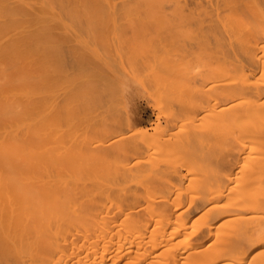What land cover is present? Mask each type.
Returning <instances> with one entry per match:
<instances>
[{
    "label": "bare ground",
    "instance_id": "bare-ground-1",
    "mask_svg": "<svg viewBox=\"0 0 264 264\" xmlns=\"http://www.w3.org/2000/svg\"><path fill=\"white\" fill-rule=\"evenodd\" d=\"M199 16L214 26L213 66L204 69L209 76L202 71L205 80L202 73L198 76L202 83L200 88L193 84L194 95L187 96L191 88L183 70L188 69L163 71L167 65L161 61L145 76L154 82L149 89L155 84V105L172 111L174 103L167 105L163 94L156 99L155 91L171 75L164 89L168 93L179 87L176 113L162 118L161 112L144 130L122 118L108 124L103 113L85 111L98 88L111 89L116 83L118 89L115 76L116 81L109 75L103 83L105 73L100 76L86 67V61L90 67L96 59L88 60L89 53L110 52V39L122 37L120 30L132 33L125 35L127 42L147 31L144 24H154L151 28L159 35L173 22L179 29L186 18V25L180 24L187 29ZM201 17L197 22L208 23ZM188 18L194 21L188 23ZM83 31L101 45L100 39L110 33L105 38L111 43L90 49L88 37L81 36L87 44L77 39L81 45L70 46L69 37ZM71 37L73 43L76 38ZM132 42L118 45L122 49L115 55L127 53V62L135 65L151 58L132 61L145 48ZM68 51L79 53L76 60L86 64L75 60L79 67L73 75L60 70L67 65L63 56ZM104 60L97 62L103 63L102 70L109 62ZM195 65L189 67L192 72ZM54 78L56 88L62 87L55 103ZM169 93L166 97L176 95ZM182 96L188 97L186 104ZM185 105L189 111L183 110ZM80 110L91 116L84 118L87 122L77 118L84 113ZM73 117L79 126L71 133L76 123L67 122ZM47 168L54 170V179ZM69 172L70 179L61 178ZM0 264H264V0H0Z\"/></svg>",
    "mask_w": 264,
    "mask_h": 264
},
{
    "label": "rangeland",
    "instance_id": "rangeland-1",
    "mask_svg": "<svg viewBox=\"0 0 264 264\" xmlns=\"http://www.w3.org/2000/svg\"><path fill=\"white\" fill-rule=\"evenodd\" d=\"M197 17V16H196ZM194 18V19H197L198 20V18L199 17H201V16H199L198 18ZM184 18V17H183ZM186 18V17H185ZM202 19H207L206 21L208 22V20H211V19H209V18H206V17H201ZM200 18V19H201ZM187 19V18H186ZM186 19H182V20H184V21H180V23H183V22H185V20ZM192 19V18H191ZM201 19V20H202ZM189 18H188V20H187V22L188 23H190L189 22ZM197 20H195V22H193V23H190L191 25H192V27H191V25H190V27L191 28H189V25H187L186 27H187V29L183 26V24L184 25H186L185 23H183V24H180L179 23V29H175V26H176V28H178V25H176V23L175 22H173V24L172 25H175V26H173L172 27V25H171V23H168L169 25H171V27L172 28H174V31H176V34L178 33V34H180V36L183 34V35H185L184 33H188V34H190V35H186V36H181V38H183V39H181L180 38V36L177 34L176 36L174 35V31H172V28L170 27V29H169V31H168V33H169V35H171V36H174L172 39H170V36H168V33H164V32H162V30L160 31V32H158V33H160L159 35L158 34H156V33H154V32H156V31H154L151 27H153L154 26V24H144L143 26L145 27V28H147V31H145V32H139L138 34H133L134 36H130V37H132V38H130V37H128V38H130L131 40H128L127 42H132V41H136V43L138 44V46L140 45V47L141 46H143V47H145L144 48V51L143 52H141L142 53V56H141V54H139V51H137L138 53H137V55L135 54L136 52H134V56H131V57H134V58H132L131 60L133 61V60H135L136 62H137V60H138V58H139V60L138 61H143L144 59H142V58H144V57H146L145 59H148V57H151L150 59H148V60H144L143 62H142V64L141 63H139V62H137L138 64L137 65H135L136 63H134V62H132V63H130L129 61L127 62V60H128V58H126L127 56H129V54H127L126 52H128L127 50H126V56H124L123 54H121V52L117 55V53H116V55H115V52H116V49L118 48V45H121V44H123V43H126V46H130V45H132V44H130V45H128L127 44V42L125 41L124 42V39L126 38V36L128 35H130V34H132L130 31H129V34L126 32V31H123V30H120L119 31V27H122V26H124L125 24H117V26H118V31L121 33V34H119L118 33V35H120V36H122V37H119V38H122L123 40H122V42L120 43V41H118V40H120L117 36V38H111V34L110 33H107L106 35L107 36H104V37H102V39H100L101 41H104V43L105 42H108V40L110 39L111 40V42H110V40H109V42L111 43V45H110V48H109V46H108V48L107 49H111L110 50V52L109 51H105V50H100V51H98L97 53H99L101 56H99V54H94L93 52L92 53H89L88 54V52H87V57H88V60H90L89 58L90 57H92V59L95 57L96 59H97V57H98V59L102 62L103 61V59H105L106 61L108 60L109 62H105V60H104V70H102V64L103 63H101L100 61V65H99V63H98V65H97V62H98V59L96 60V59H93L95 62H94V65L91 63L93 60H90L89 62L92 64H90V67H89V63H88V61H86V60H84V59H86L85 57H81V59L82 60H84V61H86L85 63L86 64H88V66H86V64H84V62L83 61H81V60H79V61H81L80 62V64L82 63V64H84L86 67H88L89 69H90V71L91 72H93V70L94 71H96L99 75L101 74V75H103L102 73H105L106 75V78L104 79H102V82L103 81H108L107 79L108 78H111V79H113V76H115L114 78L117 80H115V79H113V80H115L116 82H117V87H118V89L116 88V90H118V92L115 90V87H114V85L116 84L115 83V81H112V84H114L113 85V88H111L110 89V86H106L105 84V86L107 87H102L101 85H103L102 84V82H101V84H100V88H98V95H97V97L96 98H92V97H90V98H92V100H90L89 99V104H87V106L89 105V107H86V110L85 111H89V115H90V112H92V114H91V116H93V115H95V114H101V113H103L106 117H107V119H106V117H100L101 119H106V120H104V122H106L107 123V121L108 122H110V123H108V124H111V123H115L116 121H118V122H122L121 121V118H122V120L125 122V121H132L135 125H136V128L137 129H148V128H150L152 125H154V122H155V119H156V117L157 116H159L158 114H160L161 112H164V114H165V112H167V114H160V116H162V118H165V116L166 115H168V114H171V112L173 111V112H175L176 110V108H178V106H180V105H178L179 104V101H178V99H180L179 97V92L178 91H180L179 90V87H178V89L176 88L177 87V85L176 86H173V87H175V91H174V89H172L171 87V89H168L169 91H171L170 93H172V90L174 91V92H176V93H174V94H176V95H174L173 93H172V95H174V97H172L171 96V94L169 93V91H168V93L170 94V98L167 96L166 97V94H168V93H166L167 91H165V87L167 88L168 86H166V82H168V81H166L165 79H167V78H170L171 77V75H170V77H167V78H165L164 79V83H163V88H159V89H157L159 86H156L157 88H155L156 90L155 91H157V95H156V99L161 95V97H162V94H163V96L164 97H162L163 99H164V101L166 100V104L168 105L169 103H168V101L171 103V106H172V103H174L173 104V106L172 107H174V108H172V111H170V105L168 106L169 108H167V106H165L166 107V109H167V111H163V109H160L159 110V108L157 107V106H160L161 108H162V106L161 105H155V104H157L156 103V101H155V96H153V94H156V92L155 93H151L153 90H152V87H155V84H152V85H154V86H152V87H150V89H149V87L148 86H151L150 84L151 83H149V82H152V79H151V77L149 76V77H145V76H147V73H150V71L149 70H152L153 68L155 69V64L157 63H161V61L163 62V63H161L162 65L164 64V66H166L165 68H166V70H163L162 69V67H164V66H159V67H161V69L163 70V71H168L170 68H172V70H175V69H173V68H175V67H179V68H176V71H177V69L179 70V69H181V67H182V69H188V70H183V73H184V78H186L187 79V81L185 80V79H183L182 78V83H186V87L187 86H189L187 89H189V88H191V89H189V92L188 91H183L184 92V94L185 93H187V94H189V93H191L190 92V90L191 91H193L192 90V88L194 87V86H196V88H200L201 86H200V84L202 83V80H200L201 78H203L204 77V80H205V76H204V74L206 73V71L208 70V71H210L209 69H207V67L209 68V67H211V69H212V66H213V46H212V42H211V35H213L214 34V26H212V27H209V22L208 23H206V22H203L202 21V23H201V21L199 20V22H197ZM190 21H194L193 19L192 20H190ZM205 21V20H204ZM212 21V20H211ZM186 22V23H187ZM175 23V24H174ZM187 23V24H188ZM197 23L198 24H200V25H197ZM141 24L142 23H140L139 25H138V27H140L141 26ZM164 25L163 26H165V27H169L168 26V24L167 23H163ZM166 24H167V26H166ZM205 24V25H204ZM212 24H213V22H212ZM82 25H86V24H82ZM116 25V24H115ZM149 25H151L150 26V28H151V30L153 31H151V30H148V28H149ZM160 25H162V24H160ZM181 25V26H180ZM197 25V26H196ZM214 25V24H213ZM112 26V24L109 26V27H111ZM148 26V27H147ZM183 26V27H182ZM193 26H195V27H193ZM200 26V27H199ZM202 26H204L203 28H202ZM155 27V26H154ZM165 27H163V28H165ZM199 27V28H198ZM208 27H209V30H208ZM149 28V29H150ZM186 29V30H182V29ZM206 28V29H205ZM123 29H125V27L123 28ZM161 29V28H160ZM198 31H197V30ZM189 32H188V31ZM117 31V32H118ZM123 31V32H122ZM148 31L151 33V36H150V33H148ZM165 31V30H164ZM194 31V32H193ZM206 31V32H205ZM82 32V31H81ZM127 33V34H124V35H122L123 33ZM172 32V33H171ZM181 32H183V33H181ZM209 32V33H208ZM80 32H78V34H74V33H72V34H74V36H75V41H74V39H72L74 36L73 35H71V36H73V37H71V39L73 40V43H71V42H69V40H70V37H69V40H68V43H70L71 45L70 46H74L75 44L76 45H79L80 43V41L84 38H87L88 37V35L87 36H84V35H86L85 33H84V31H83V35H82V33H80ZM144 33H145V35L146 36H144ZM154 33V34H153ZM197 33H198V35H197ZM149 34V39H148V37H147V35ZM153 34V35H152ZM217 35H219L218 33H216ZM92 35V34H91ZM109 35H110V37H109ZM126 35V36H125ZM154 35H155V37L157 36V38H155L154 37ZM197 35V36H196ZM81 36H82V39H81ZM152 36H153V38H152ZM164 36H166L165 38L167 39L168 37V39L166 40V39H164L163 37ZM199 36H200V38H199ZM90 37V36H89ZM89 37H88V39L86 40V41H89L90 43L93 41V40H89ZM95 37V39H96V36H94ZM94 37L93 38H91V39H94ZM105 37H108V38H105ZM124 37V38H123ZM146 37V38H145ZM180 40V42L178 43L177 42V38ZM188 39H187V38ZM192 37V38H191ZM209 37V38H208ZM80 38V39H79ZM98 38V37H97ZM105 40H104V39ZM194 38H196L195 40H193ZM77 39H78V41H77ZM83 39V40H84ZM95 39H94V41L93 42H95ZM99 39V38H98ZM112 39H115L114 41L115 42H119L120 44H116V46H115V44H113L114 43V41L112 40ZM132 39H134V40H132ZM153 39V40H152ZM191 39V40H190ZM209 39V40H208ZM82 40V43H83V45L84 44H87V42L85 43L84 41ZM117 40V41H116ZM126 40H127V38H126ZM155 40V41H154ZM162 40V41H161ZM169 40H173V42H174V44H173V42L172 41H170V43H169ZM176 40V41H175ZM182 40L183 41H185L186 43H183L182 42ZM198 40V41H197ZM98 41V40H97ZM166 41V42H165ZM168 41V42H167ZM192 41V42H191ZM88 42V45H89V47H88V45H85V46H87L88 48H90V49H92V48H94V47H96L97 49H103V48H106L107 46H105L104 45V43L102 42V44L105 46V47H103V48H100V47H102L103 45H101L99 42V44H100V47H97L96 46V42H95V45L94 44H92L91 43V45H90V43ZM108 42V43H109ZM151 42V43H150ZM187 42H188V44H187ZM194 42V43H193ZM202 42V44L200 45V43ZM107 43V44H108ZM109 43V44H110ZM133 43V42H132ZM159 44L158 45V47L156 46L157 44ZM165 43V45L162 47V45ZM166 43H167V46H166ZM178 43V44H177ZM181 43H182V45H181ZM191 43V44H190ZM74 44V45H73ZM99 44H97V45H99ZM106 44V45H107ZM134 44H135V42H134ZM162 44V45H161ZM172 44V45H171ZM184 44H185V46H184ZM197 44V46H198V44H199V46L198 47H195V45ZM81 45V44H80ZM93 45V46H92ZM115 47H114V46ZM171 46V50L169 49L170 48V46ZM181 45V46H180ZM188 45L190 46V47H188ZM122 46V45H121ZM121 46H119L121 49H122V47ZM125 46V45H124ZM173 46V47H172ZM176 46V47H175ZM183 46H184V50L182 49L183 48ZM72 47H70V48H72ZM113 49H112V48ZM139 47V48H140ZM148 47V48H147ZM159 47H161V48H159ZM179 47H182V48H179ZM203 47V48H202ZM205 47H206V49H205ZM120 48H118V49H120ZM150 48V49H149ZM177 48V49H176ZM185 48H187V49H185ZM189 48V49H188ZM194 48H196V49H194ZM117 49V50H118ZM141 49H143V48H141ZM151 50V51H149V50ZM163 49V50H162ZM180 49H182L181 51H180ZM197 49H198V51H200V52H197ZM204 49V50H203ZM69 50V49H68ZM71 50V49H70ZM112 50H113V52H112ZM156 50V51H155ZM167 50V51H166ZM168 50H170L169 52H168ZM176 50V51H175ZM179 52H178V51ZM188 51V52H192V54L191 53H187L186 51ZM194 50V51H193ZM196 50V51H195ZM101 51H103L104 52V54H107L108 53V55H106L107 57H105V56H103L102 57V55H104V54H101ZM125 51V50H124ZM124 51H123V53H124ZM140 51H142V50H140ZM146 51H148L149 52V54L148 53H146ZM152 51H155V53H161V55H160V53L158 54L157 53V55L154 53V52H152ZM163 51V52H162ZM165 51V52H164ZM206 51V52H205ZM69 52V53H68ZM66 54H65V56H63V58H64V61H65V63L67 62V65H65V69H64V67H63V70L62 69H60L62 72H64L63 74L65 75H68V74H70V72H71V74L73 75V74H75V72H73V71H77L78 69H76V68H78L79 66H77V65H79L78 63H79V61H77L78 59H80V56H79V53L77 54V53H73L72 51H71V54H70V51H68ZM106 52V53H105ZM113 53L112 55H111V57H110V53ZM202 52H204V54L202 53ZM83 53H85V52H83ZM129 53V52H128ZM133 52H131V54H132ZM145 53H146V55H145ZM152 53V54H151ZM177 53V54H176ZM180 53V54H179ZM199 53V54H198ZM67 54H68V57H66L67 56ZM74 54H76L75 56H73ZM90 54L92 55V56H90ZM188 54V55H187ZM190 54H191V56H193V57H191L190 56ZM194 54H196V55H198L197 56V58H195V56L196 55H194ZM205 54H207V55H205ZM83 54L81 53V56H82ZM113 55H115V56H113ZM138 55L141 57H138ZM145 55V56H144ZM147 55H150V56H147ZM183 55H185V56H183ZM85 56V55H84ZM121 56H123V58H124V61L125 62H127L126 64L128 65V63H129V65L128 66H130L129 68L132 70L133 69V74H132V72L130 71V69L129 68H127L126 66V64L124 63V61L122 60L123 58L121 57ZM137 58H136V57ZM155 58H154V57ZM159 57L158 59H156L157 57ZM178 56V57H177ZM188 56V57H187ZM208 56V57H207ZM77 57H78V59H77ZM99 57H101V58H99ZM184 58V59H182V58ZM190 57V58H189ZM205 57V58H204ZM62 58V59H63ZM103 58V59H102ZM109 58V59H108ZM111 58V59H110ZM136 58V59H135ZM181 59V60H179V59ZM199 58V59H198ZM55 59L57 60V58L55 57ZM54 59V60H55ZM77 59V60H76ZM130 59V58H129ZM156 59V60H155ZM163 59V60H162ZM202 59V60H201ZM56 60L55 61H53V66L55 65L56 66V64H54L55 62H56ZM70 60V61H69ZM78 62H76V61ZM149 60H151V61H149ZM185 60H186V62H185ZM189 60V61H188ZM205 60V61H204ZM208 60V61H207ZM69 61V62H68ZM76 63H75V62ZM110 61H112V62H110ZM115 61V62H114ZM147 63H146V62ZM153 61V62H152ZM155 61H157V62H155ZM184 63H183V62ZM198 61V62H197ZM150 64H149V63ZM152 62V63H151ZM206 62H209V64H206ZM57 63V62H56ZM96 63V64H95ZM110 64V67H109V64ZM111 63H112V65H113V63H114V65L115 66H117L116 68L118 69V71L116 72V71H113V66L111 65ZM144 63V64H143ZM180 63H181V66H180ZM188 63V64H187ZM71 64H73L74 65V67H73V65H71ZM76 64V65H75ZM125 64V65H124ZM132 64H134L135 65V67H134V65H132ZM146 64V65H145ZM151 65V67L149 68V65ZM154 64V65H153ZM195 65L194 67H193V71H195V72H192V69H190L189 67H191L192 65ZM205 64H206V66H205ZM70 65V66H69ZM108 65V66H107ZM148 65V66H147ZM153 65V66H152ZM185 65V66H184ZM210 65V66H209ZM212 65V66H211ZM67 66V67H66ZM72 66V67H71ZM91 66H95V69H91ZM96 66L97 67H100L99 69H101V71L98 69V68H96ZM112 66V67H111ZM145 66H147V67H145ZM157 66V68L159 69V67H158V65H156ZM200 66V67H199ZM205 66V67H204ZM69 67V68H68ZM86 67H85V69H86ZM107 67V68H106ZM169 67V68H168ZM187 67V68H186ZM197 67H198V69H197ZM108 68H109V70H108ZM156 68V69H157ZM194 68H195V70H194ZM203 68V69H202ZM68 69V70H67ZM70 69V70H69ZM76 69V70H75ZM112 69V72L110 71ZM135 69V70H134ZM197 69V70H196ZM206 71H205V70ZM52 70H53V67H52ZM56 71H57V69H55ZM55 70H53L54 71V73H53V75L55 76L56 75V73H55ZM65 70L67 71V72H65ZM84 70V69H83ZM106 70H107V72H106ZM114 70H115V67H114ZM204 70V71H203ZM87 71V70H86ZM89 71V70H88ZM102 71H104V72H102ZM149 71V72H148ZM171 71V70H170ZM176 71H174V72H176ZM187 71H189V72H187ZM190 71H191V74H190ZM202 71H203V73H202ZM91 72H88V73H91ZM100 72V73H99ZM128 72H129V74H128ZM131 72V73H130ZM169 72V71H168ZM174 72H172V73H174ZM180 72H181V70H180ZM187 72V73H186ZM200 72V73H199ZM77 73V72H76ZM93 73H95V72H93ZM122 73V74H121ZM178 73V72H177ZM183 73L181 74V75H183ZM202 73V74H201ZM70 74V75H71ZM165 74H170V73H164V75ZM193 74H195L194 76H196L197 74V77H196V79H195V77H193L192 75ZM203 75V77L202 76H200V78L198 77L199 75ZM207 74H208V72H207ZM100 75V76H101ZM110 75V76H109ZM113 75V76H112ZM121 75H122V77H121ZM177 75V74H176ZM206 75V74H205ZM104 76V75H103ZM102 76V77H103ZM104 76V77H105ZM109 76V77H108ZM125 76V77H124ZM127 76V77H126ZM138 78H136V77ZM169 76V75H168ZM180 76V75H179ZM189 76H192V79H189ZM206 76H209V74L208 75H206ZM63 76H61V78H62ZM108 77V78H107ZM124 77V78H123ZM174 77H178V76H175V74H174ZM182 77V76H181ZM181 77L179 78V79H181ZM122 78V79H121ZM145 78V80H143ZM130 79V80H129ZM176 79V78H175ZM178 79V80H179ZM193 79H195V80H193ZM54 80V86L53 87H55V88H53V92H52V99H51V101H53L54 103L55 102H57V101H59L60 99H61V97H57L58 96V93L60 94V92H62V91H59V90H61V88L62 87H60L59 88V90H58V88H56V86L58 85L57 83H58V81H56L57 79H53ZM110 80V79H109ZM119 80H120V82H119ZM141 80V81H140ZM151 80V81H150ZM168 80V79H167ZM172 80V79H171ZM183 80H185L184 82H183ZM191 80V81H190ZM145 81H147L148 83H144ZM166 81V82H165ZM173 81V80H172ZM177 81V79L175 80V82ZM190 81V85H191V87H190V85L188 84V82ZM195 83H194V82ZM199 81H201V83L199 82ZM56 82V83H55ZM178 82H181L180 80L178 81ZM198 82V86L196 85V83ZM104 83V82H103ZM152 83H154V82H152ZM172 83V82H171ZM182 83H180V85L182 84ZM184 83V84H185ZM145 84V85H144ZM146 84H147V86H146ZM174 84H177V83H174ZM184 84H182L183 85V88H184ZM193 84H195L194 86H193ZM167 85H169L168 83H167ZM121 86H122V88H121ZM170 86V85H169ZM172 86V85H171ZM193 86V87H192ZM200 86V87H199ZM111 87H112V85H111ZM148 87V88H147ZM119 88H121L120 90H119ZM181 89H183L182 87H180ZM100 89V90H99ZM107 89V90H106ZM162 90V89H164V90H162V91H159L158 92V90ZM81 90V89H80ZM79 90V91H80ZM110 90V91H109ZM115 90V91H114ZM152 90V91H151ZM197 90V89H196ZM114 91V92H113ZM120 91V92H119ZM101 92V93H100ZM103 92V93H102ZM113 92V93H112ZM154 92V91H153ZM163 92H165V93H163ZM178 92V93H177ZM194 92V91H193ZM193 92L191 93V94H193ZM197 92V91H196ZM116 93H118V94H116ZM145 96H144V95ZM160 94V95H159ZM165 94V95H164ZM186 94V95H187ZM191 94H189V95H187V96H191L192 97V95ZM194 95V94H193ZM197 95V94H196ZM94 96H96V95H94ZM179 96V97H178ZM198 96V95H197ZM116 97H118V99H121V100H119L118 101V99L116 98ZM183 97V96H182ZM182 97H181V100H183L182 99ZM195 97V96H194ZM56 98V99H55ZM98 98H100V99H98ZM183 98H186V99H184V101H183V103H187L188 101V97H183ZM198 98V97H197ZM113 99V100H112ZM114 99H116L118 102H116V100H114ZM39 100V99H38ZM56 100V101H55ZM181 100H180V103H181ZM41 101V100H40ZM172 101V102H171ZM177 101V102H176ZM187 101V102H186ZM91 102V103H90ZM119 102H122V103H119ZM118 103V104H117ZM153 103V104H152ZM162 103H163V101H162ZM117 104V105H116ZM177 104V105H176ZM182 104V103H181ZM193 104V102H191L190 101V103H188V106L190 107L191 105ZM114 105V106H113ZM40 106H41V102H40ZM40 106H39V108H40ZM117 106V107H116ZM156 106V107H155ZM118 107H120V109L118 110ZM163 107H164V105H163ZM181 107V106H180ZM185 107H187L186 105L185 106H183L182 108H183V110H186L185 109ZM84 108V107H83ZM82 107L80 108V109H83ZM92 110V111H90V109ZM97 108V109H96ZM108 108V109H107ZM181 108V109H182ZM85 109V108H84ZM89 109V110H88ZM165 109V110H166ZM40 110V109H39ZM123 111V113H124V116H121V115H123L122 114V111ZM175 110V111H174ZM182 110V111H183ZM188 110V109H187ZM186 110V111H187ZM81 112L80 113H82V111L85 113V111L84 110H80ZM97 111V112H96ZM108 111V112H107ZM114 111V112H113ZM186 111H184L185 113H187ZM189 111V110H188ZM112 112V113H111ZM170 112V113H169ZM172 112V113H173ZM177 112V111H176ZM175 112V113H176ZM178 112H179V109H178ZM183 112V113H184ZM79 113V114H80ZM84 113H82V115H80V117H78L77 116V118H79V120H80V118H83V120H85V122H87V119H84V118H87L86 116H89V115H86L87 113H85V116H84ZM157 113V114H156ZM183 113H182V115H183ZM185 113H184V117H185ZM117 114V115H116ZM119 114V115H118ZM102 115V114H101ZM100 115V116H101ZM104 115H102V116H104ZM114 115V116H113ZM164 115V116H163ZM182 115H180V116H182ZM202 115V114H201ZM91 116H89V117H91ZM111 117V118H110ZM124 117V118H123ZM75 119L74 117L73 118H71V120L70 121H68L67 123H69V124H75L74 126H73V128H72V132L71 133H74V132H77L78 130H76V131H74L73 129L75 128V126L77 125V123H79V120L78 119ZM199 118V117H198ZM74 120V121H73ZM82 120V121H83ZM114 122H113V121ZM81 120H80V122H82ZM129 121V122H130ZM200 121H202V120H200ZM61 123V122H60ZM63 123V122H62ZM197 123H199V122H196V124ZM203 122H201V124H202ZM84 124H86V123H84ZM62 125V124H61ZM198 125H200V124H198ZM198 125H196L197 126V128L199 129V128H202L203 126L202 125H204V124H202V125H200L199 127H198ZM77 126H79V125H77ZM202 126V127H201ZM136 129V130H137ZM74 131V132H73ZM195 148V147H194ZM47 166V165H46ZM51 166V165H50ZM50 166L48 165V167L50 168ZM53 166V165H52ZM51 166V169L54 167H52ZM68 167V166H67ZM48 169V168H47ZM51 169H48L49 171L51 170ZM52 171V172H51ZM50 171V173H49V175L51 174V175H53V176H51V179H54V178H52V177H56V176H54V175H56V174H54L55 172H53L54 170H51ZM63 175V174H62ZM67 175V174H66ZM66 175H63V176H61V178H63L64 176H65V178L64 179H66V180H68V179H70V176L72 175V172H69V176L67 175V177H66ZM61 178H56V179H60V180H63V181H66V180H64V179H61ZM47 180V179H46Z\"/></svg>",
    "mask_w": 264,
    "mask_h": 264
}]
</instances>
